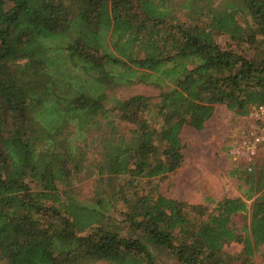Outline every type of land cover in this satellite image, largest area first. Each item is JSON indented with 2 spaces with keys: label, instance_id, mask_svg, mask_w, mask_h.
Masks as SVG:
<instances>
[{
  "label": "trees",
  "instance_id": "trees-1",
  "mask_svg": "<svg viewBox=\"0 0 264 264\" xmlns=\"http://www.w3.org/2000/svg\"><path fill=\"white\" fill-rule=\"evenodd\" d=\"M218 104L264 105V0H0V264L264 260L263 147L236 196L159 191Z\"/></svg>",
  "mask_w": 264,
  "mask_h": 264
},
{
  "label": "rangeland",
  "instance_id": "rangeland-1",
  "mask_svg": "<svg viewBox=\"0 0 264 264\" xmlns=\"http://www.w3.org/2000/svg\"><path fill=\"white\" fill-rule=\"evenodd\" d=\"M219 40H222L220 38ZM133 93H143L155 97L158 90L150 85L136 84L126 89L117 90V96H128ZM255 122L249 114L236 117L225 105L215 106L212 116L205 122L203 129L184 125L180 132L183 160L180 167L168 174L159 182V191L171 198L187 203H202L204 197L215 199L233 197L238 192L227 171L230 160L226 153V144L231 143V152L236 156L245 157L243 151L235 152V137L241 128ZM264 154V151H262ZM92 179L79 175L75 188L79 198L84 199L90 193ZM224 250L233 253L240 250L236 242L224 244ZM255 264H264V260L256 255ZM100 264V263H99Z\"/></svg>",
  "mask_w": 264,
  "mask_h": 264
},
{
  "label": "built area",
  "instance_id": "built-area-1",
  "mask_svg": "<svg viewBox=\"0 0 264 264\" xmlns=\"http://www.w3.org/2000/svg\"><path fill=\"white\" fill-rule=\"evenodd\" d=\"M249 116L255 122L246 128H241L234 141L237 146L235 152L243 151L246 161L249 162L259 147L264 148V105H252Z\"/></svg>",
  "mask_w": 264,
  "mask_h": 264
},
{
  "label": "crops",
  "instance_id": "crops-1",
  "mask_svg": "<svg viewBox=\"0 0 264 264\" xmlns=\"http://www.w3.org/2000/svg\"><path fill=\"white\" fill-rule=\"evenodd\" d=\"M205 125V124H204Z\"/></svg>",
  "mask_w": 264,
  "mask_h": 264
}]
</instances>
